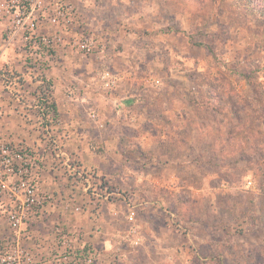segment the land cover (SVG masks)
Masks as SVG:
<instances>
[{
    "label": "rangeland",
    "instance_id": "obj_1",
    "mask_svg": "<svg viewBox=\"0 0 264 264\" xmlns=\"http://www.w3.org/2000/svg\"><path fill=\"white\" fill-rule=\"evenodd\" d=\"M44 2L48 17L58 4L69 9L71 24L41 12L32 27L24 0H0V109L13 116L0 144L35 158L47 202L32 220L48 206L72 218L52 222L62 264H264V16L244 0ZM119 27L143 39L125 35L104 51L101 36ZM86 39L96 52L79 49ZM63 48L71 63L59 72ZM103 71L120 78L111 90L95 86ZM111 95L139 98L145 120L99 115ZM72 104L73 121L64 115ZM32 134L44 154L22 141ZM72 144L80 159L67 153ZM55 171L58 196L43 179Z\"/></svg>",
    "mask_w": 264,
    "mask_h": 264
},
{
    "label": "crops",
    "instance_id": "obj_2",
    "mask_svg": "<svg viewBox=\"0 0 264 264\" xmlns=\"http://www.w3.org/2000/svg\"><path fill=\"white\" fill-rule=\"evenodd\" d=\"M132 19L133 18H130L127 23H130L129 21ZM97 26H100V24ZM97 26H94V28H92L94 30V33H92V35H96V33L99 32L98 30L100 28L98 27L99 28L98 29ZM100 27L105 28V26H103V25H101ZM88 31H90V30H88ZM123 32H124V30L121 27H119V30L115 31V34L111 33L109 37L108 36L104 37V35L101 36V38L105 41V43L106 44L108 43L110 46V49L107 48L104 51H107L108 53L109 52L112 53L111 47L113 45H115V47H116V45L122 44L124 42L123 36H125V35H129V37H132L133 41H137L136 39H139V42H140L143 39V36L136 34V32H133V31L128 32L127 30L125 31V33H123ZM146 33L147 32H144L145 35H146ZM98 35H99V33H98ZM135 35L139 38L134 37ZM110 44H112V46ZM136 47H137V45H136ZM122 49L124 50V52L126 51V48L121 47V52H122ZM143 49L144 48L142 47V50ZM63 50H64V48L61 50L62 52L60 53V61H59L60 69H59V72L64 71L66 69V68H64L65 66L67 68H69L68 66L71 63V60L69 58V52L67 50H64V51ZM133 50H135V48H133ZM104 51L102 53H104ZM145 51L146 50H143V52H145ZM147 52H149V51L147 50ZM117 53H120V50ZM113 56H114V54H113ZM94 57H95V59L98 58V57L96 58V55ZM73 59H74V57H73ZM97 65L98 64L96 62L95 63V69L98 68ZM61 66H63V67L61 68ZM55 75L57 76L56 73H55ZM60 81H61V79L59 77L58 82H60ZM98 82H99L98 79L95 80V86L98 89H100L101 86L99 85ZM126 87H127L126 84H124L122 82V84H120V87L118 89L124 90V89H126ZM56 93L58 94L57 95L58 98L56 97V99H57V105H58L57 111L59 112V105H60L59 103H60V101H63V100L60 99V95H59L58 91H56ZM125 97H127V96L125 95ZM96 99H99L97 95H96L95 99H92V101L93 102L95 101L94 103H97L98 101ZM90 101H91V99H90ZM101 101L103 102L102 103L103 109L102 108L97 109L98 111H100L99 115H101L102 112H104L102 114L109 113L111 115V117H113V119L116 120L118 118L119 119L124 118V116L127 117L126 115L132 113L130 115V117H132L131 119L133 121H136V119L138 117H140V118H138L139 120H145V118H146V115L140 114L139 111L135 112V106L137 105V103H139V98H132L130 100H127L123 96L122 97L120 96L119 98L115 99V97H112V95H111V97L109 99L106 98L105 100H101ZM153 102H154V100L150 99V100H147L146 104H148V103L151 104ZM118 103H121V106H122L121 110L117 105ZM141 103H142V105H145V101H143ZM116 107L119 109V111L116 110ZM76 108H77V106L75 104H72L69 107L68 112L64 111V115L70 116L72 121L74 119L76 120V117H77L76 114L78 111L77 110L78 108L77 109ZM4 112H5V109L4 110L0 109V120H1L0 122L7 119L9 121V123H11L10 120L12 119L13 116L11 114H6L7 112H5V115H4L3 114ZM59 114H60V112H59ZM146 114H147V112H146ZM43 117H46L47 119H49V110H45V112H43ZM4 123L2 122L0 124H4ZM24 132H25V135H27L29 130H25ZM75 132H70V134L73 135ZM12 135H13V137H10V134L8 136L12 140H18L16 138H14L15 133H13ZM34 137L35 136L33 134L28 136V137L24 136L22 141L31 147L33 146L34 149H37V150H40V146H42L41 151H42V154H44V146L40 144L41 142L36 141V139ZM5 139H6V137L4 135L0 134V143H2ZM107 142L109 143L108 139H107ZM108 143H107V145H108ZM67 147L65 149H66L68 154L70 153L73 156V158L80 159L81 150H78L79 145L72 144V145L67 146ZM107 150H108V148H107ZM48 157H49V153H48V155L45 156V158H48ZM91 158L92 159H96V158L100 159L99 155H97L96 153H95V155L91 154L90 159ZM62 177H63V173L60 171L59 172L55 171L54 173L47 172L46 175H43L44 182H45L46 186H48L47 189L48 190L56 189L58 187V183H64V179ZM55 181H57V182L55 183ZM56 192L58 193V194L56 193L58 196L60 193V190L56 189ZM3 200L0 201V244H1V246L5 247L6 244H8V242L19 240L20 242H22V245L24 247H26L27 249H29L31 251V253L33 254L34 261H35L34 264H54L56 258H59V254L61 253V251L59 250L58 242L56 241V239H54V234L52 231V222L55 219V217H59V216H61V214H63L61 212V209L56 211L53 208H49V206H48L39 215V217L36 220L29 221L25 226H23V228H21V230H19V232L15 233L14 230H12L10 228V226H8L7 219H6L7 218L6 217L7 211L11 207L10 202L7 201L6 199H3ZM8 204H9V206H8ZM61 218H63L64 220H67V224L71 225L70 224V222L72 221L71 217L69 218L68 215L63 214L61 216ZM82 223L80 222V225H82ZM77 226H79V225H77ZM60 259H61V264L64 263L62 258H59V261H60Z\"/></svg>",
    "mask_w": 264,
    "mask_h": 264
},
{
    "label": "built area",
    "instance_id": "obj_3",
    "mask_svg": "<svg viewBox=\"0 0 264 264\" xmlns=\"http://www.w3.org/2000/svg\"><path fill=\"white\" fill-rule=\"evenodd\" d=\"M29 12L24 24L33 25L35 14L43 13L51 24H71L69 9L58 4L55 9L50 10L51 14L46 15L44 0H24ZM30 20V21H28ZM22 20L17 21L20 26ZM23 24V25H24ZM23 27V26H22ZM33 27V26H32ZM37 43V42H35ZM38 44L44 45L42 42ZM79 49L86 54L96 52L98 47L94 40H83ZM119 79L109 71H103L98 75V81L104 89L114 88ZM93 118H97L93 113ZM36 165L35 158L26 150L15 148L10 143L0 144V196L7 198L10 202V209L7 211V221L11 229L21 230L24 223L31 221L41 211L47 202V196L43 195L36 182L32 178V171ZM67 263L92 264V256L69 260L70 256L64 257ZM0 264H33V257L23 249L19 240L8 242L5 247L0 244Z\"/></svg>",
    "mask_w": 264,
    "mask_h": 264
},
{
    "label": "trees",
    "instance_id": "obj_4",
    "mask_svg": "<svg viewBox=\"0 0 264 264\" xmlns=\"http://www.w3.org/2000/svg\"><path fill=\"white\" fill-rule=\"evenodd\" d=\"M244 1H246L248 4L247 10L254 13L260 12L264 16V0H256V6L252 10H250V7L253 5L254 0H244ZM257 7H261V8L257 9Z\"/></svg>",
    "mask_w": 264,
    "mask_h": 264
}]
</instances>
